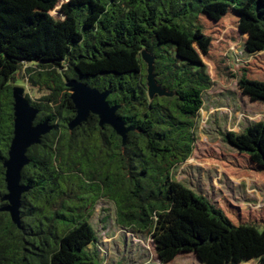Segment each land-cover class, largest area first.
Returning <instances> with one entry per match:
<instances>
[{
    "label": "trees",
    "instance_id": "obj_1",
    "mask_svg": "<svg viewBox=\"0 0 264 264\" xmlns=\"http://www.w3.org/2000/svg\"><path fill=\"white\" fill-rule=\"evenodd\" d=\"M226 29L245 36L249 53L264 51V0H0V264H93L90 219L104 198L121 226L150 235L163 263L192 252L201 264H264V219L174 177L195 149L208 90L237 80L242 95L264 103V56L237 73ZM143 50L167 94L149 96ZM17 77L43 92L25 96L35 122L52 127L27 150L19 225L3 209ZM71 79L110 90L131 128L125 142L92 113L68 127ZM224 139L241 156L224 164L230 173L264 175V120Z\"/></svg>",
    "mask_w": 264,
    "mask_h": 264
},
{
    "label": "rangeland",
    "instance_id": "obj_2",
    "mask_svg": "<svg viewBox=\"0 0 264 264\" xmlns=\"http://www.w3.org/2000/svg\"><path fill=\"white\" fill-rule=\"evenodd\" d=\"M223 38L230 45L231 64L237 73L255 56L264 51L249 53L245 36L226 29ZM214 73L213 63L209 62ZM15 86H22L24 93L37 99L43 92L31 87L17 77ZM264 120V103L253 102L240 92L235 80L229 86L216 84L204 94V106L196 128V145L192 156L174 170L176 180L195 192L206 196L213 204L238 208L241 217L250 221L264 219V175L253 174L237 177L224 165L234 158H241L224 139L226 131L241 132L247 125ZM116 205L101 199L91 223L97 232L95 245L98 253L93 264H201L192 252L179 254L174 260L163 263L150 235L121 226L117 221ZM251 260L243 264H257Z\"/></svg>",
    "mask_w": 264,
    "mask_h": 264
},
{
    "label": "water",
    "instance_id": "obj_3",
    "mask_svg": "<svg viewBox=\"0 0 264 264\" xmlns=\"http://www.w3.org/2000/svg\"><path fill=\"white\" fill-rule=\"evenodd\" d=\"M142 58L147 64V86L149 96L164 95L167 92L160 87L154 74V56L146 50L142 51ZM71 91V99L75 105L76 114L69 120L68 127L74 129L85 122L89 115L95 114L99 118L101 126L110 125L125 142L128 131L122 118L117 115L118 104H111L108 100L110 90H100L92 87L86 82L77 79L67 81ZM14 98V135L8 151V157L4 162L6 168L5 180L7 183V194L4 199L7 201L3 207L10 213L11 219L17 225L20 224V207L23 192L28 186L21 183V172L23 167L29 163L27 150L30 146L41 141L44 134L51 130L48 119L35 122L38 109L31 105L24 93L22 86L13 88ZM200 261V260H198Z\"/></svg>",
    "mask_w": 264,
    "mask_h": 264
},
{
    "label": "built area",
    "instance_id": "obj_4",
    "mask_svg": "<svg viewBox=\"0 0 264 264\" xmlns=\"http://www.w3.org/2000/svg\"><path fill=\"white\" fill-rule=\"evenodd\" d=\"M204 106V105H203ZM203 109V107L201 108V110ZM201 110H200V112H201Z\"/></svg>",
    "mask_w": 264,
    "mask_h": 264
}]
</instances>
